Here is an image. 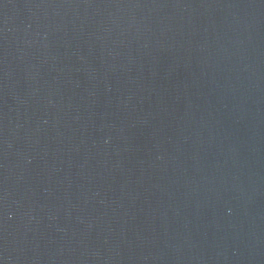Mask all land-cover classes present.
Segmentation results:
<instances>
[{
    "label": "water",
    "instance_id": "95a60500",
    "mask_svg": "<svg viewBox=\"0 0 264 264\" xmlns=\"http://www.w3.org/2000/svg\"><path fill=\"white\" fill-rule=\"evenodd\" d=\"M0 264H264V0H0Z\"/></svg>",
    "mask_w": 264,
    "mask_h": 264
}]
</instances>
